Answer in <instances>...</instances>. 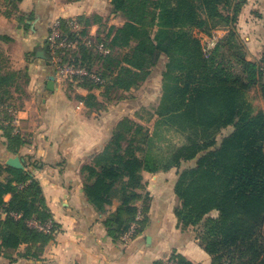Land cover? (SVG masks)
<instances>
[{
  "label": "trees",
  "instance_id": "trees-1",
  "mask_svg": "<svg viewBox=\"0 0 264 264\" xmlns=\"http://www.w3.org/2000/svg\"><path fill=\"white\" fill-rule=\"evenodd\" d=\"M10 1L16 5L22 0ZM111 1L123 25L111 27L103 37H90L93 45L81 46L74 54L76 63L105 83L83 79L81 84L101 89L104 97L114 91L130 92L143 85L165 57L164 90L156 114L163 123L200 132L204 138L179 147L164 167L189 165L178 170L177 219L184 228L196 229L212 264H264V109L255 102L264 98V56L259 61L248 59L238 32L242 2ZM79 20L81 34L89 37L91 19ZM219 32L223 37L207 49V39ZM98 43H104L110 53H99ZM93 57L103 64L101 69H95ZM20 74L0 67V104L13 98ZM50 93L45 91V96ZM82 99L90 108L101 105L94 94ZM6 107L16 108L4 105L6 112ZM228 128L231 132L217 143L215 134ZM7 130L8 148L19 152L25 141ZM151 139L143 123L124 117L104 150L82 167L85 196L105 216L103 224L116 243L122 242L133 224L138 235L149 221L152 198L144 192V172L159 171L148 152ZM4 172L9 177L0 181V257L11 262L19 257L40 261L60 226L30 171L0 162V176ZM8 195L12 197L6 201ZM116 200L119 206L113 211ZM30 221L52 222L54 227L46 232ZM171 262L195 264L180 254L154 264Z\"/></svg>",
  "mask_w": 264,
  "mask_h": 264
},
{
  "label": "crops",
  "instance_id": "crops-1",
  "mask_svg": "<svg viewBox=\"0 0 264 264\" xmlns=\"http://www.w3.org/2000/svg\"><path fill=\"white\" fill-rule=\"evenodd\" d=\"M239 2H242L238 21L240 38L246 43L248 59L259 61L264 56V0H235ZM55 18L91 19L88 31L95 39L124 23L114 14L111 0H22L16 5L10 0H0V37L20 39L26 34L24 27L31 26L35 48L42 50ZM223 35L215 33L207 40L215 44ZM75 53L70 52L69 56L76 59ZM41 79L45 81L46 74ZM56 81L55 92L45 96V84L37 86L34 91L41 96L39 101L36 99L39 103L31 97L32 101L16 107L13 114L4 110L7 104H0V162L7 167L10 158L20 157L24 170L40 182L60 231L40 261L19 257L11 262L0 257V264H154L174 254L195 264H212V257L199 244L196 233L183 228L177 219L175 168L166 173L144 172V192L152 198L149 221L128 245L123 240L120 243L112 240L103 224L105 216L98 214L85 196L81 170L108 144L121 119L119 104L112 105L117 107L116 112L109 110L103 91L82 85L83 79L77 83L61 81L56 74ZM148 81L129 93L139 91ZM90 94L96 96L101 104L99 108L88 107L82 99ZM15 118L17 127L12 123ZM7 128L25 141L19 152L8 148ZM8 177L4 172L0 181ZM11 197L8 195L6 201ZM118 206L116 200L113 211Z\"/></svg>",
  "mask_w": 264,
  "mask_h": 264
},
{
  "label": "rangeland",
  "instance_id": "rangeland-1",
  "mask_svg": "<svg viewBox=\"0 0 264 264\" xmlns=\"http://www.w3.org/2000/svg\"><path fill=\"white\" fill-rule=\"evenodd\" d=\"M24 29L26 34L23 33V36L20 37V39L10 40L8 38L2 39L0 37V67H3L6 70L12 69L21 73L18 83L19 87L12 90L13 98L8 100L7 103L8 105L11 104L15 107L25 106L31 97H33V100L37 99L39 101L41 96L38 97L34 89L40 85L42 87L44 86V81L41 79L42 76L45 74L49 75L52 71L56 70V68L55 70H53V68L51 70L46 68L45 61L37 56V52L41 49L35 48L36 39L34 38L31 26L24 27ZM49 29L50 27L48 28V31ZM212 41L213 40H209L206 42L207 49L214 46ZM45 44L46 42L44 45ZM243 45L247 51V46L244 41ZM48 55L49 59L52 60V53L50 51H48ZM262 58H260V60ZM93 59L94 57L92 60ZM166 62L167 59L163 57L159 64L152 71L148 83L134 94L129 92L121 93L114 91L109 93L107 97H103L108 103V109H111L112 112H116L114 110L117 108H113L112 105H117V103L119 104L118 106L120 107V110L118 115H120L119 117L121 119L124 117H130L138 122L143 123L150 130L152 139L148 152L150 153L153 161L157 163L155 166L159 168V171L156 173H166L170 169L175 168L177 169L178 175V170L189 167L188 163L183 162L179 168L177 166H171V168L168 170L164 169L167 164H171L175 151L179 147L187 145L193 139L203 140L204 138L201 136L200 132L196 133L192 130H182L178 127H172L169 124L163 123L156 114L164 90L163 80L164 72L166 70ZM94 63H97L95 64V69H101L103 67V64L98 63L97 59H94ZM38 101L36 103H39ZM255 102L260 106V108L264 109V98L257 97ZM230 132L231 128H228L222 132L216 133L215 135L217 143H219L223 137ZM189 228L190 230L194 231V233H196L197 237L196 229L194 227ZM135 236L136 234L134 233L131 239L127 242L125 241L123 244L128 245L131 241H133ZM171 264H173V262H171Z\"/></svg>",
  "mask_w": 264,
  "mask_h": 264
},
{
  "label": "built area",
  "instance_id": "built-area-1",
  "mask_svg": "<svg viewBox=\"0 0 264 264\" xmlns=\"http://www.w3.org/2000/svg\"><path fill=\"white\" fill-rule=\"evenodd\" d=\"M81 29L82 23L78 18L67 20L55 18L50 25L48 35V51L52 53V62L56 68L57 78L61 81L69 80L73 83H77L82 79H89L96 84L103 85L105 80L97 73L91 72L87 67L76 63V59L72 58L71 55L69 56L70 52L78 51L81 46L91 47L93 45V41L90 36H83L81 34ZM95 49L103 55H108L110 53L104 43L96 44ZM262 72L264 81V67ZM7 110L12 114L15 111L13 108H7ZM12 123L15 127H17L18 121L16 118ZM29 224L46 232L50 231L54 227L52 222L42 225L36 221H30ZM136 229L137 225L133 224L122 240L124 242L129 241L136 232Z\"/></svg>",
  "mask_w": 264,
  "mask_h": 264
},
{
  "label": "water",
  "instance_id": "water-1",
  "mask_svg": "<svg viewBox=\"0 0 264 264\" xmlns=\"http://www.w3.org/2000/svg\"><path fill=\"white\" fill-rule=\"evenodd\" d=\"M48 49H49V44L48 42H46V44L43 45V49L37 52V56L45 61L46 66H49L53 68V70H55V65L53 64L52 60H50L48 57ZM56 82L57 81H56L55 71H52L49 75L46 76V79L44 81L46 91L55 92L57 89ZM44 101H46V99ZM7 165L15 169H22V170L25 169V166L19 156L10 158L7 161Z\"/></svg>",
  "mask_w": 264,
  "mask_h": 264
}]
</instances>
